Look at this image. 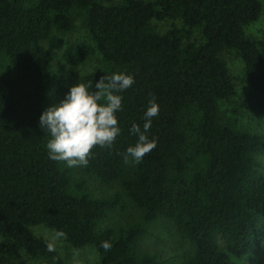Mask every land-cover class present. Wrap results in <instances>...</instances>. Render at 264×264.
Wrapping results in <instances>:
<instances>
[{
  "label": "trees",
  "instance_id": "obj_1",
  "mask_svg": "<svg viewBox=\"0 0 264 264\" xmlns=\"http://www.w3.org/2000/svg\"><path fill=\"white\" fill-rule=\"evenodd\" d=\"M0 0V237L4 253L64 264L49 241L31 227L63 231L71 248L91 246L98 264H166L141 251L143 225L162 221L193 247L183 264H230L255 253L264 239V135L223 122L219 102L235 95L224 50L244 66L248 86L240 107L264 118V40L245 27L264 16V0ZM82 19L89 43L70 45L65 65L53 68L54 32L71 33ZM179 21L164 34L151 22ZM200 29L201 41L193 40ZM94 55L101 68L77 73ZM113 73L134 78L116 113L121 129L112 146L95 147L84 173L121 190L109 197L76 194L75 167L49 158L50 135L39 117L58 105L76 83L95 91ZM107 82V81H105ZM155 98L159 114L145 133L156 147L140 163L124 155L143 132L144 114ZM54 103V105H53ZM56 103V104H55ZM103 103V101H101ZM124 201L142 223L122 230L98 229ZM141 216V218H140ZM225 242L221 249L216 238ZM111 244L105 251L102 242ZM257 264H264V252Z\"/></svg>",
  "mask_w": 264,
  "mask_h": 264
},
{
  "label": "rangeland",
  "instance_id": "obj_2",
  "mask_svg": "<svg viewBox=\"0 0 264 264\" xmlns=\"http://www.w3.org/2000/svg\"><path fill=\"white\" fill-rule=\"evenodd\" d=\"M23 4L28 5L36 0H20ZM122 0H114L113 3H119ZM154 30L159 34H164L172 25L181 29L182 24L179 21L151 22ZM247 37L253 40H264V16L260 15L259 19L245 27ZM57 39V48L52 52L53 68L56 69L65 65L64 52L70 46L78 43H89L87 33L82 25V19L77 17L75 20V29L71 33L54 32ZM193 40L200 42V29L193 32ZM264 53V51H263ZM220 57L225 61L230 76L232 77L235 95L228 101L219 102L218 108L223 122L235 124L236 129L246 130L254 134L264 135V118L247 113L240 107L243 95L247 92L248 86L244 76V66L234 51L224 50ZM101 68V60L94 55L88 61L79 65L77 73L85 75ZM56 104V103H55ZM54 105V103H53ZM57 105V104H56ZM52 106V104H51ZM260 164V170L264 173V155L257 158ZM82 167H75L74 179L79 181L86 179L79 184L76 194L79 196H89L91 198L109 197L121 190L116 183H103L94 178L88 177ZM137 212L124 201L123 206L108 212L107 216L98 222V229L122 230L132 224L142 223L139 220ZM141 218V216H140ZM261 227L264 230V220L261 221ZM145 230L144 236L139 241L141 251L154 254L159 260L165 261L166 264H183L193 253L192 245L182 238L174 230L171 224L157 221L143 225ZM32 233L43 240L50 241L53 234L52 230L44 226L31 227ZM216 242L221 249H224L225 242L218 236ZM5 240L0 237V264H49L46 260H31L25 253H20L14 258L8 257L3 251ZM55 247L61 254L64 264H98L99 257L95 249L86 246L80 250L71 248L63 239L55 241ZM264 252V239L255 253L245 256L241 259H235L230 256V264H257Z\"/></svg>",
  "mask_w": 264,
  "mask_h": 264
},
{
  "label": "clouds",
  "instance_id": "obj_3",
  "mask_svg": "<svg viewBox=\"0 0 264 264\" xmlns=\"http://www.w3.org/2000/svg\"><path fill=\"white\" fill-rule=\"evenodd\" d=\"M133 83L131 75L113 73L102 76L95 83L94 92H89V86L84 83L71 85L64 99L58 105L47 107L39 117L38 127L46 129L50 135L46 144L49 158L65 162L68 167H86L95 147L110 148L121 131L116 113L122 110V97L115 93L128 89ZM158 114L159 106L153 97L144 114V131L135 123L130 128V133L137 134L138 140L127 148L126 164L130 162L129 157L132 162L140 163L156 147L155 139L149 140L145 133L151 127V118ZM66 238V233L56 231L47 243V250L55 251V241ZM101 247L109 251L112 246L105 241Z\"/></svg>",
  "mask_w": 264,
  "mask_h": 264
}]
</instances>
